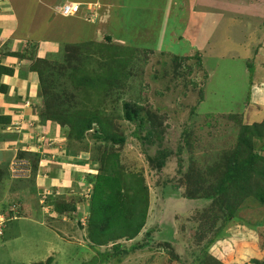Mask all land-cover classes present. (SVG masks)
Instances as JSON below:
<instances>
[{
	"label": "rangeland",
	"instance_id": "obj_1",
	"mask_svg": "<svg viewBox=\"0 0 264 264\" xmlns=\"http://www.w3.org/2000/svg\"><path fill=\"white\" fill-rule=\"evenodd\" d=\"M4 1L7 2L4 9L15 15L20 31L0 34V64L14 72L31 70L34 64L40 70L47 69L44 78L51 75L56 92L71 97V102L61 101L57 112L68 111L69 117L74 118L86 106L104 121L108 120L105 128L109 132L125 136L123 145L95 141L91 138L93 131L78 141L74 135L69 136L68 124L53 122L65 133L67 147L79 153L78 160H89L91 168L84 173L98 175L101 165L116 159L127 180H133L134 175L144 179L142 184L149 189V206L142 233L136 240L123 242L122 248L130 251L116 252L112 244L100 246L89 239L87 184L72 180L73 184H63L62 193L47 197L51 209L42 215L40 223L44 226L24 219L9 222L3 228L0 264H264V204L249 197L244 208L239 207L237 217L230 219L222 233L215 236L227 209L216 198L207 199L205 193L213 191L211 184L203 188L204 181L197 179V182L192 174L208 173L206 167L216 161L219 171L213 168L208 173L210 178L218 179L216 174L224 171L223 159L234 154L239 129L238 122L229 115H239L248 125L264 121V6L263 11L250 8L252 12H262L261 18L256 13L249 18L251 12L245 9L242 0H183L182 4L179 0H119L121 6L115 8L114 14L117 20L113 21L114 7L106 6L104 1L100 3L96 26L90 25L84 37L79 35L85 29L84 17L79 15L81 9L66 19L58 12V6L50 10L42 0ZM256 1L264 4V0ZM169 2L182 8L174 11ZM160 3L162 7L158 6ZM148 6L152 8L147 10ZM156 6L158 9L154 11ZM210 8L212 12H207ZM150 12L153 19L162 13L169 17L170 21L165 23V26L170 23L169 28L160 27L162 24L152 25L148 30L139 28L134 20L139 16L148 20ZM174 14L179 17L172 22ZM69 19L73 21L70 24ZM109 35L112 42L107 40ZM67 36L75 39L66 41ZM51 38L57 39L53 42L59 43L58 50L52 45L48 48ZM85 43H91L93 51L91 56H85L91 60L81 63L84 57L78 59L71 50L84 47ZM107 45L118 50L105 57L106 52L102 51L108 49ZM14 52L25 57L19 58ZM67 54L75 58L69 60ZM196 55L202 58V64H198ZM178 56L184 58L179 60ZM188 56L192 59L188 60ZM35 72L40 79V73ZM73 73L81 77L90 75L92 79L101 77L96 83L99 88H79L73 92L78 87L71 83L75 81L71 78ZM201 90L205 98L199 103ZM250 93L252 103L247 99ZM40 96L35 107L45 120L42 115L45 99ZM124 101L142 106L137 121L123 118ZM2 130L0 146L3 143L9 146L13 140L5 134L6 127ZM263 143L261 137H254V152L264 156ZM37 157L17 153L10 166L21 165L16 173L12 166L10 175L18 177L20 166L22 173L29 171L31 177L36 175L33 161ZM260 166L261 162H256L255 170L259 171ZM260 183H264L263 178ZM18 185L21 190L30 187L29 182ZM66 195L71 197L64 199ZM5 196L6 193L0 192V201L10 200ZM33 196L25 200L32 197V203L37 204ZM66 200L83 212V226L70 219L67 212L63 218L58 216L56 205ZM17 231H21L19 236ZM209 241L212 242L208 244Z\"/></svg>",
	"mask_w": 264,
	"mask_h": 264
},
{
	"label": "trees",
	"instance_id": "obj_2",
	"mask_svg": "<svg viewBox=\"0 0 264 264\" xmlns=\"http://www.w3.org/2000/svg\"><path fill=\"white\" fill-rule=\"evenodd\" d=\"M169 4L170 5L168 6L170 7V9H174V7H172L174 3L169 2ZM158 6L162 7L161 3ZM158 6L153 8V10L157 11ZM151 8L152 7L148 6V9ZM151 12L148 20L145 17V23L144 20H134L139 28H145L146 30H148V25L159 22L160 18L157 17L153 19ZM114 20H117V18H114L113 21ZM106 37L108 41L112 42V36L109 35ZM168 40L169 39L166 38V41ZM179 42L180 41H177V43ZM163 43L165 44V42ZM107 48L108 49L102 51L103 54L106 52L104 54L105 57H108V55L110 54L112 56V54L118 50V48L113 45H110L109 47L107 45ZM65 50L67 51L68 49L65 48ZM81 50H83V52H81V54L79 55V51ZM91 50L93 51L92 44L85 43L84 47H81L80 45L79 47L73 48L71 52H75L74 55H76L78 59L84 57L83 59H81V63H84L87 60H91V58L87 59L85 57L87 55L91 56ZM12 54L18 56L19 58L25 57V55L19 52H14ZM74 55L67 54V57L70 60L71 58H75ZM196 56L198 58V64H202V58L198 57V55ZM177 58L181 60L184 57L178 56ZM187 58L188 60L192 59V56H188ZM72 66L75 67L74 62ZM31 70L38 71L40 73V93L41 95H43V100L45 99L42 115L45 116V120L48 119L55 123L61 122L64 123L63 125L68 124V126L70 127L69 136H71V134L74 135V137L78 141H83L86 137L87 132L93 131L91 138L95 141L112 143L114 145H123L126 142L125 136L113 135L105 128V123H107L108 120L105 119L104 121L102 119V116L97 115L93 111L89 110L86 106H84V108L80 110L82 114L76 115L74 118L69 117V112L65 111L64 109V111L61 110L57 112L56 110L60 109L62 100H64L65 103L71 102L70 95L66 93L63 97L56 92L53 86V77L50 75L44 78V74H46L47 69L40 70V68L34 64L31 67ZM250 72H253V65L250 66ZM12 74H14L13 69L0 64V80L2 76H12ZM71 78L75 80L71 83L78 85L75 90L72 89L75 93L77 90H80L82 88H86V90L99 88L96 87V83L100 82L101 79V77H93L92 79L90 75H84L83 77H81L74 73L71 74ZM251 84L253 86L252 80ZM1 88L8 89L9 87L7 85H1ZM204 98L205 94L203 90H201L199 103H201ZM247 99L248 101H250V103H252L251 93ZM123 104L125 111L123 118L128 120L129 122L137 121L142 115V106L137 103L134 104L127 101H124ZM229 118H232V120L238 122V140L234 147V154H232L231 157L226 155L223 159L224 162L222 163V166L224 171H220L218 174H216V177L218 179L210 178L208 173L211 172L213 168L215 171H219V169L215 166L217 162L216 161L211 167H206L208 173L196 174L192 172L193 178H196L195 180L197 182H199L197 179L204 181V183H201L203 184V188H205L208 183L211 184L213 191L210 194L205 193V197L207 199L216 198L218 204L225 205L227 209V211H225L223 223L220 229L216 231L215 236H219L225 229L226 224L237 217L236 214L240 213L238 211L239 207L241 206L242 208H244L245 202L249 197H254L264 204V183H260V179H264V156L260 155V153L254 152L253 150L254 137H261L264 142V121H262V123L255 122L252 125H248L242 121V118L239 115L231 114L229 115ZM0 122L5 126L9 125L11 123V117H0ZM97 124L98 127L96 126ZM35 161L36 163H34ZM258 161H260L262 164L259 171L255 170L254 168L255 163ZM38 162L39 158L37 157V159L33 161L34 170L36 171L38 170ZM86 162L89 163V160L86 159ZM81 165L85 166L84 163ZM99 169L101 173L98 175L88 172L86 176L83 177V179L81 178V175L78 177H73L74 183L82 181L86 182L87 184L86 196L89 205L86 207V210L89 214L87 217L89 239L94 244L100 246L108 247L112 244L111 246L114 251L126 254L130 250L126 247L122 248L123 242L136 240L145 228L148 216L149 189L145 184H142L144 179L141 176L139 177L137 175H134L133 180H127L126 176H124L120 171L119 162L116 159H110L109 161H107V164L105 166L101 165ZM1 172H3V170L0 169V173ZM256 172L257 174H255ZM191 175L189 176V178L191 177ZM257 176L259 178H255ZM0 184H2L1 178ZM252 185L255 187H253ZM219 195H224L227 197L219 198ZM70 197L71 196L66 195V197L63 198L65 199ZM64 202L67 203L64 204ZM70 203L71 202H68V200H66L62 202L60 201L59 205H56V210L59 214L58 216L63 218L65 212H67L69 213L68 215L70 219L76 220L77 223L83 226V212H78L77 207L72 204L70 205ZM16 206H19V204L11 202L8 205H2V208H0V214L5 215L6 217V225H8L9 222L15 221V218L19 216V209H17L18 212L14 210ZM3 230L5 231V229ZM3 230L2 233H0V236L5 235ZM17 233L19 234V231H17ZM8 238L10 239L11 236ZM211 242L212 241H209L208 244H210Z\"/></svg>",
	"mask_w": 264,
	"mask_h": 264
},
{
	"label": "crops",
	"instance_id": "obj_3",
	"mask_svg": "<svg viewBox=\"0 0 264 264\" xmlns=\"http://www.w3.org/2000/svg\"><path fill=\"white\" fill-rule=\"evenodd\" d=\"M42 1L45 3L46 8L50 7V10H54V6L57 7L67 2L73 1V2L82 3L84 6L81 8V12L79 13V15L82 14L81 16L84 17L83 25L85 29L83 30V33L81 32L79 35L84 37L86 35L85 31L90 29L89 26L91 25L92 27L93 26L95 27L96 26L95 24L97 23V20L93 22L87 19L90 15V13L88 12L89 10L87 9V4L89 5L91 3H101L106 1L105 3L106 6L112 5V7H114L113 14L116 12L115 8L121 6L119 0L116 2V4L114 3L116 0H111V2H108V0H101L100 2H98V0L97 2H94L93 0H55L54 3L53 0H42ZM242 1L244 2L243 4H245L244 6L245 9L248 10L247 8H249L248 12L250 11V8H258L261 11H263V8L261 7L264 6V4L260 5L261 3L260 1H256V2H254V0H242ZM35 2H39V0ZM179 2L182 4L183 0H179ZM4 4H7V2H5L4 0H0V9H1L0 34L13 33L16 30L19 33L20 28L17 19L15 18V15L13 13L9 14L7 10L4 9L5 7ZM105 4H103V6ZM172 7L175 8L174 11H177V9L180 10L182 8V6L178 7L176 3H174ZM199 10L200 9H198V11ZM212 10L213 12H215L214 9ZM99 11L100 9L97 10V14L99 15L100 18ZM207 12H212L211 8L208 9ZM250 12L251 13L249 14V18H251L253 15L256 14L259 18H261V15H263L262 12L261 13L252 12V11ZM5 14H7L8 16H5ZM62 17L67 19L71 17V15L70 16L62 15ZM115 17L113 16V19ZM178 17L179 14L178 15L174 14L172 22H174V19H178ZM144 18H145L144 16H139V18L136 21L144 20ZM159 18H160L159 22L154 23L152 25L156 26L157 24L159 25L162 24L160 25V27L168 28L170 23L167 26H165L166 25L165 23L169 21L168 17L167 16L163 17V14H160ZM72 22L73 21L69 19L67 23L70 24ZM111 22L113 21L111 20ZM123 25L124 26L127 25L126 21H124ZM152 25H149L148 27ZM33 31H31L30 33H36ZM27 39H32V37H28ZM66 39H68L66 41H71L75 39V36L68 37ZM53 40H57V39L51 38L50 40L51 42L49 43L50 45L47 46L48 48H50V46L52 45L54 50L55 49L58 50L59 43H55L53 42ZM26 44L27 47L28 45L30 46L29 42H27ZM42 47L43 46H41V48ZM260 51L262 52V50ZM1 85H7L9 88L3 89L1 88ZM39 86H40V79L37 76L36 72L28 69L25 71L15 70L12 76L4 75L0 80V117H4V116L11 117V123L9 125L5 126L3 123L0 122V130L6 127L8 131L4 130L5 134L6 135L8 134V136L13 140L12 143H9V146L5 145L4 143L2 146H0V166H1L0 169L3 170V172L0 173L1 174L0 178L2 180V184H0V192L6 193L5 197L6 198L8 197L10 199L9 201L8 200L0 201L1 202L0 208H2V205L3 206L8 205L11 202L18 203L19 206L16 207L19 209V216L15 218V221L17 220V222L20 221L23 222L24 219L25 220L32 219V221L40 223V221L43 220L42 215L44 214V211H48L51 209L50 205H48L49 199L47 197L52 195V193L53 194L56 192L57 194L62 193V191L65 188L63 187L64 185L66 186L68 182H71V184H73L72 180L74 176L78 177L81 175V178L83 179V177L86 176L87 174L86 172L84 173V170H89L86 168H91L88 167L90 166V163L86 162L85 160L84 161L78 160V155H79L78 152L67 147L68 139L67 137H65V133H63L61 128L57 127L55 123H53V121L43 120L41 115L38 114L36 107L41 98L40 96L41 94H39L40 92ZM262 91H264V89H262ZM12 127H14V129H12ZM14 130L16 132L11 133ZM21 152L38 155L39 170H37L38 172H36V175H32V177L29 175L28 171H25L23 177L20 180H17V178L14 175L12 177L9 175L10 173L9 169H11L12 165L14 164L13 163L10 166V163L15 158V155L17 153L20 154ZM34 163H36V161ZM83 163L85 164V166L81 165ZM5 170L6 172H4ZM21 181L29 182L30 187L24 190L19 189L18 183H22ZM69 191H71V189H69ZM32 194L38 200L37 204H35L34 202L32 203L31 200L32 197L30 199L31 201L25 200V198L26 199L29 198L28 196H33ZM9 195H14V196H9ZM35 210H39V212L37 213ZM40 225L44 226L43 223H40ZM52 231H54V229ZM20 233L21 231H19V234Z\"/></svg>",
	"mask_w": 264,
	"mask_h": 264
},
{
	"label": "built area",
	"instance_id": "obj_4",
	"mask_svg": "<svg viewBox=\"0 0 264 264\" xmlns=\"http://www.w3.org/2000/svg\"><path fill=\"white\" fill-rule=\"evenodd\" d=\"M84 5L82 4V3H64V4H62V5H59L58 6V12L61 14V15H63V16H69V15H74L75 13H77V12H79L80 11V9L83 7ZM99 5L97 4V3H91V4H87V9L89 10V12H90V19H94L96 16H97V12H95V9H96V7H98ZM19 165H21V164H19V163H17V164H13L12 166H13V172H18L17 171V168H18V166ZM20 170H21V173H19L20 174V176H21V174H23L22 173V166H20ZM3 226V227H2ZM6 226V217H5V215H1L0 214V233H2V230H3V228Z\"/></svg>",
	"mask_w": 264,
	"mask_h": 264
},
{
	"label": "clouds",
	"instance_id": "obj_5",
	"mask_svg": "<svg viewBox=\"0 0 264 264\" xmlns=\"http://www.w3.org/2000/svg\"><path fill=\"white\" fill-rule=\"evenodd\" d=\"M97 4H98L99 6L96 7L95 12H97V10H99V9L101 10V8H102V5H101L100 3H97ZM88 12H89V11H88ZM89 13H90V12H89ZM99 13H100V11H99ZM87 19H88L89 21H93V22L96 21V20L98 21V20H99V15L97 14V16H96L93 20L90 19V16H89ZM28 172H29V171H28ZM24 174H25V171H24V173L22 174V176L19 175L18 177H16V176H15V177H16L17 179H19V178H22ZM29 175H30V172H29ZM11 177H12V175H11ZM17 209H18L17 207L14 208L15 211H18Z\"/></svg>",
	"mask_w": 264,
	"mask_h": 264
},
{
	"label": "bare ground",
	"instance_id": "obj_6",
	"mask_svg": "<svg viewBox=\"0 0 264 264\" xmlns=\"http://www.w3.org/2000/svg\"><path fill=\"white\" fill-rule=\"evenodd\" d=\"M207 3V2H206ZM208 6V5H207Z\"/></svg>",
	"mask_w": 264,
	"mask_h": 264
}]
</instances>
